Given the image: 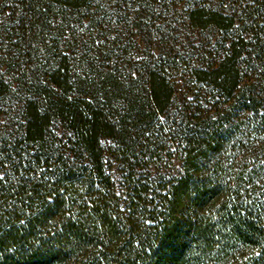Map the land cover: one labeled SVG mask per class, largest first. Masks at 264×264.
I'll return each mask as SVG.
<instances>
[{
  "label": "trees",
  "instance_id": "obj_1",
  "mask_svg": "<svg viewBox=\"0 0 264 264\" xmlns=\"http://www.w3.org/2000/svg\"><path fill=\"white\" fill-rule=\"evenodd\" d=\"M250 1L185 0L228 46L196 69L173 49L103 57L117 3L0 0V264H264V0ZM121 3L114 41L132 48L154 3ZM183 68L205 95L169 113Z\"/></svg>",
  "mask_w": 264,
  "mask_h": 264
},
{
  "label": "rangeland",
  "instance_id": "obj_2",
  "mask_svg": "<svg viewBox=\"0 0 264 264\" xmlns=\"http://www.w3.org/2000/svg\"><path fill=\"white\" fill-rule=\"evenodd\" d=\"M107 6L117 3L115 9L118 14L113 19V24L110 27L103 26L101 30V50L100 53L103 57L108 56L114 63L118 59H133L134 61H145L157 57L161 52H171L172 56H182L187 65H191L196 69H205L212 67L217 63L218 55L222 52L223 48L228 47L223 42V33L215 26H208L206 28L197 27L189 20V10L185 4V0H145L147 3H154V9L149 11L148 8L141 11V19L152 17V28L147 23L140 24L136 29H130L129 34L134 35L132 48L129 46L120 45L126 43L123 40L115 42L114 39L121 35V31L126 30L122 24H117L119 15L125 14L121 11L123 0H103ZM215 4L219 5L221 9L227 8L228 13L232 12L233 7L252 6L250 0H212ZM244 1V3H243ZM247 8V7H246ZM114 11V10H113ZM112 11V12H113ZM251 12L246 14L250 15ZM114 14V13H113ZM111 13V16L113 15ZM111 16H106L110 19ZM150 19V18H149ZM147 22V21H146ZM113 30V34L109 33ZM128 30V29H127ZM128 37V34L125 35ZM124 36V37H125ZM120 43V44H119ZM112 44L115 45L113 48ZM112 61L106 62L110 65ZM184 67V65H183ZM123 69V67H120ZM180 69L175 71L177 79L176 93L172 98L169 113H173V108L179 104H191L193 93H196L202 98L205 93L200 91L198 85L192 83V78L186 70ZM124 71V70H122ZM173 71H171L172 73ZM125 73V72H122ZM135 77H142L143 82L146 76L134 75ZM179 76V77H176ZM183 80V81H182ZM198 87V88H195Z\"/></svg>",
  "mask_w": 264,
  "mask_h": 264
}]
</instances>
